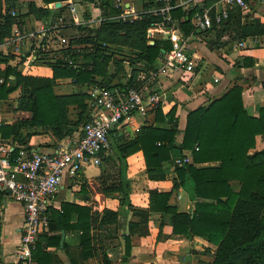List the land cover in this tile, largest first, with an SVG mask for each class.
Returning a JSON list of instances; mask_svg holds the SVG:
<instances>
[{
	"label": "crops",
	"instance_id": "obj_1",
	"mask_svg": "<svg viewBox=\"0 0 264 264\" xmlns=\"http://www.w3.org/2000/svg\"><path fill=\"white\" fill-rule=\"evenodd\" d=\"M59 1L60 4L56 6L55 1L45 3L43 0H0V30L3 31L0 38V70L6 65H11L23 75L48 77L52 80L55 93L60 97L68 95L70 91L83 92L89 97V91L94 84L76 82L71 77L54 78L52 65L42 61L43 53L58 54L61 48L69 46L74 53L64 56L67 58V60L63 58L67 65L92 69L96 80L111 77L112 84L124 83L129 77H134L141 80L139 88L142 91L146 93L156 91L160 94L163 113H167L175 105L173 118L180 130L176 135L177 141L181 139L187 112L199 105L208 104L211 99L220 96L233 85L241 86L243 105L248 113L257 115L259 108L264 106V31H258V27L254 29L253 26V22L264 23V0H252L246 15L239 7H226L229 14L225 19V29L216 28L215 34L199 30L194 24V13L191 18L192 29L187 33L181 27H173L168 21L158 20L151 25L149 29L150 33L151 30L153 31V37L170 41L178 37L185 44L196 61V66L190 72L172 67H167L165 71L161 70L172 46L168 51L161 48L154 65H147L141 59L135 58L139 49L122 42L116 45L106 42L110 49L126 54L122 57L120 67L114 62L117 53L109 58H94L90 63L85 60L83 51L88 47L91 49L94 42L80 39L94 35L106 19H133L150 12L155 5L147 7L145 3L148 0H119L123 3V7L118 13L109 15L101 13L100 0ZM115 1L113 0V5ZM206 1L209 4L214 3V0ZM214 6L223 7L221 3ZM40 7L47 8V11L39 13ZM12 11L19 16V21L12 20ZM71 11L75 12L77 20L72 19ZM7 15L10 16L11 22L4 25ZM15 22L23 34L22 37L14 34ZM230 32L233 33L232 38ZM56 36H63L67 40L60 44ZM102 44L106 45L104 41ZM48 59L53 60L52 57ZM215 77L218 79L214 80ZM65 83L72 85L73 88L70 91H59L60 84ZM23 86L24 84L10 92L7 98L0 99V122L16 123L21 114H27L25 111H18ZM85 100L88 102V98ZM69 105L75 104L67 103L68 112H70ZM153 117V110H147L145 114L132 115L113 131V139L120 141L128 139L151 124L160 127L171 126V122L156 121ZM68 126V123H64L62 129L65 130ZM17 130L24 137L23 143L39 145L47 150L54 149L58 145L73 144L78 135V129L71 134L59 136V133L56 131L54 133L51 127L30 126L21 122ZM6 138L14 145L22 143L16 139L14 132ZM263 149L264 136L258 134L254 146L249 148L247 153L257 159L264 157ZM106 155L117 157L114 149ZM184 158L185 162H193L190 150H184ZM126 160L129 197L134 207L147 209L148 191L156 188L170 190L169 202L176 205L180 212H192L193 203L200 197L192 195V186L187 191L178 183L174 168L175 159L163 162L162 176H150L146 172L141 150L127 155ZM104 162L102 158L100 163L80 161L75 166L74 174L64 171L62 183L53 195L51 204L59 207L61 202L71 201L89 205L91 212L101 211L104 207L117 210L119 221L126 222H124L125 227H117V237L104 241L105 246L108 247L107 253L111 264H206L212 259L211 252L216 249L215 244L199 235L187 236L174 233L170 213L149 211V233L131 235V258L126 262L122 261L124 251L122 235L128 230V221L136 220L135 217L130 210L124 211L125 205L121 204L122 196L119 192L106 194L93 190L87 193L90 187L94 188L95 182L101 184L99 176L106 170ZM193 164L196 167L216 166L219 160L199 161ZM94 165H96L95 171L88 172V169ZM116 176L117 172L113 173V180H117ZM229 183L233 190H238L241 185L238 179H230ZM82 185H85V190L82 189ZM23 219L24 211L21 203L0 187V264L19 263L16 249ZM46 220V224L42 227L40 242L44 245V249L50 252L53 264H101L99 256L87 258L80 256L81 251L86 249L89 243L83 239L81 229L50 230L48 215ZM76 220L77 213L72 211L70 221L75 223ZM56 233L60 234L59 242L46 245L48 236ZM114 252L119 255L112 256ZM71 259L74 261L71 262ZM30 264L38 263L31 259Z\"/></svg>",
	"mask_w": 264,
	"mask_h": 264
},
{
	"label": "trees",
	"instance_id": "obj_2",
	"mask_svg": "<svg viewBox=\"0 0 264 264\" xmlns=\"http://www.w3.org/2000/svg\"><path fill=\"white\" fill-rule=\"evenodd\" d=\"M43 1L48 3L58 0ZM112 2L113 0H100L102 14L109 15L121 10L122 6L115 4L114 6ZM157 4V0H148L145 3L147 7ZM195 10L196 6L189 8L174 6L170 10L172 26L181 27L186 33L189 32L192 29L191 18ZM41 11L46 12L47 8H38V12ZM18 17L12 16V20L19 21ZM159 19L160 17L153 13L145 12L133 19L104 20L94 35L80 39L94 42L91 49L88 47L83 51L85 60L90 63L94 58H109L117 53L114 62L120 67L122 57L126 54L110 49L106 42L114 45L122 42L139 49L135 58L141 59L147 65H154L161 48L168 51L172 46L169 39L153 37L149 31V27ZM4 20V25L11 22L9 15L5 16ZM225 22L224 20L219 25H213L206 33L215 34L217 30L225 29ZM253 26L254 29L258 27V31H264V23L253 22ZM216 28L218 29L215 30ZM2 34L3 31L0 30V38ZM149 39H153L154 42L149 43ZM103 41L106 45L102 44ZM73 53L68 46L61 48L58 54L47 52L41 56L42 61L52 65L54 78L71 77L76 82L105 85L110 89L117 88L122 91L139 88L141 80L134 77H129L124 83L112 84L111 77L96 80L92 69L67 65L63 58ZM51 57L53 60L48 59ZM0 76L4 78L0 83V99L7 98L10 92L24 84L18 111L27 113L21 114L16 123L0 122V134L4 137L14 132L16 139L23 143L24 137L17 130L20 122L30 126L51 127L59 136L71 134L90 117V107L85 100L88 97L83 92L60 97L55 93L50 78L23 75L11 65H6L0 70ZM241 92L240 85H233L220 96L211 99L208 104L190 109L179 141L176 140V135L180 130L173 118L175 105L167 113H163L160 102L148 108V111L153 110V118L156 121L171 122L170 127L151 124L134 136L121 141L113 139L114 130L111 132V144L118 160L117 180L111 181L113 191L105 193L119 192L122 196L121 204L125 205L124 211L130 210L136 219L128 221V230L122 235L124 241L122 261L126 262L131 258V235L149 233V211H162L172 215L174 233L199 235L216 245V249L211 252L212 259L206 264H264V157L256 159L247 153L248 149L254 146L256 135L264 136V106L259 108L257 115L248 113L243 105ZM70 98L72 101L77 98L78 105H81V117L83 116L73 129L70 126L75 122L68 117L70 114L66 106L67 103L70 104ZM64 123L69 124L65 130L62 129ZM136 150L142 151L146 172L150 176H162L163 162L177 157L183 158L184 150L191 151L193 162L219 160V164L207 167H196L193 162L185 161L175 164L178 183L185 187L186 182L191 180L192 195L200 197L193 203L191 213L180 212L176 205L169 202L170 190L156 188L148 191L147 209H139L133 206L129 197L126 160V156ZM111 156L101 153L105 163ZM230 179H238L241 182L238 190L231 188ZM82 189L85 190V185H82ZM72 211L77 213L75 223L70 221ZM47 215L50 230L66 231L69 228L82 230L83 239L89 241L87 248L81 251L82 258L95 255L99 256L101 264H111L105 242L117 237L119 221L117 210L104 207L101 211L91 212V207L87 204L63 201L59 207L49 205ZM97 228L101 230L102 236L99 247L92 243ZM91 229L94 231L90 232ZM41 234L42 228L32 251V259L38 264H53L50 252L45 250L40 242ZM59 235L56 233L48 236L46 245L58 243ZM90 243L92 245H89ZM73 261L71 259V262Z\"/></svg>",
	"mask_w": 264,
	"mask_h": 264
},
{
	"label": "built area",
	"instance_id": "obj_3",
	"mask_svg": "<svg viewBox=\"0 0 264 264\" xmlns=\"http://www.w3.org/2000/svg\"><path fill=\"white\" fill-rule=\"evenodd\" d=\"M157 1L158 4L153 6L150 12L159 16L162 21L168 22L173 21L170 10L174 6L186 8L196 6L194 24L199 30L206 32L228 17L226 7H239L244 15L248 14L252 0H214L213 4L207 3L206 0ZM217 3H221L223 7L214 6ZM115 5L123 7L119 0L115 1ZM11 14L14 16L15 11ZM72 15V19L77 20L75 12H72ZM13 30L16 36H23L16 22ZM152 32L151 30V34ZM56 39L60 44L67 40L63 36H56ZM171 43V52L161 70L165 71L167 67H172L192 71L196 61L185 44L178 37L173 38ZM3 81L4 78L0 77V83ZM160 100V94L156 91L146 93L140 88L122 91L117 88L110 89L105 85H94L88 97L90 117L79 126L73 144L58 145L47 150L39 145L26 143L14 145L0 134V187L19 201L24 211L22 231L16 249L18 264L31 262L38 233L47 222V209L62 183L64 171L74 174L75 166L80 161L100 163L101 153L106 155L112 150L111 132L129 120L132 115L145 114L148 108L156 106ZM184 161V157L175 158L176 163Z\"/></svg>",
	"mask_w": 264,
	"mask_h": 264
},
{
	"label": "rangeland",
	"instance_id": "obj_4",
	"mask_svg": "<svg viewBox=\"0 0 264 264\" xmlns=\"http://www.w3.org/2000/svg\"><path fill=\"white\" fill-rule=\"evenodd\" d=\"M159 20H161V19H159ZM229 34L231 35L230 38H232L233 33L230 32ZM60 82H62V81H60ZM60 88L61 89H58L59 91H70L73 88V86L70 85V84L65 83V84H60ZM77 92L78 91H70L68 94H70V93H77ZM70 100H71V98H70ZM73 101H75V102H73ZM73 101L71 100L70 101V104L72 105V104L75 103V105H72V106L69 105V107H70L69 114L70 115L68 116V117H70V119L72 120V122H75V123H72V125L70 126L71 129H73L75 127V124L80 119H82V117H83V116L81 117L82 112H81V105H78L79 104V101H77V98H75ZM112 149H113V147H112ZM114 152H115V150H114ZM117 161L118 160H117L116 157L111 156L109 158V161H106V163L104 162L105 163V169L106 170H104V172H102V174L99 176V177H101L100 180H99L101 182V184H97V182H95L94 183V188L90 187L89 190L87 191V193H89V191L93 192V190L100 191V192H106V191L112 192L113 191L112 190V186H111V181L114 178V177H112L113 173H116ZM95 167H96V165H94V167H91V169H88V172H92L93 170L95 171V169H94ZM97 180H98V178H97ZM191 186H192V181L191 180H188L186 182V185H185V188L184 189L188 191L191 188ZM120 211H122V208H121ZM124 222H126V221H121V220L118 221L117 222L118 228H119V226L120 227L121 226L125 227L124 226L125 225ZM95 234H96V236L92 240V243L94 242L95 245L97 247H99V244H100V241L99 240L102 237L101 236V230L99 228H97L95 230ZM89 245H92V244L90 243ZM118 255L119 254L117 252L112 253V256H118Z\"/></svg>",
	"mask_w": 264,
	"mask_h": 264
},
{
	"label": "water",
	"instance_id": "obj_5",
	"mask_svg": "<svg viewBox=\"0 0 264 264\" xmlns=\"http://www.w3.org/2000/svg\"><path fill=\"white\" fill-rule=\"evenodd\" d=\"M54 4H55L56 6H58V5L60 4V1H59V0H58V1H55ZM148 42H149V43H153L154 40H153V39H149Z\"/></svg>",
	"mask_w": 264,
	"mask_h": 264
}]
</instances>
